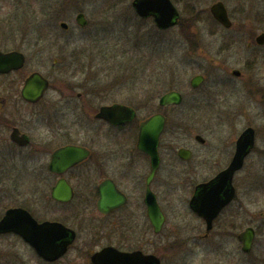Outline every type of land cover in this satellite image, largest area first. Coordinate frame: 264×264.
<instances>
[{"label": "rangeland", "instance_id": "374dc122", "mask_svg": "<svg viewBox=\"0 0 264 264\" xmlns=\"http://www.w3.org/2000/svg\"><path fill=\"white\" fill-rule=\"evenodd\" d=\"M132 1L0 0L5 2L0 30L6 33L0 42L27 55L23 72L15 77L40 70L54 80L55 89L70 82L102 91L108 102L132 105L138 121L160 109L162 94L180 90L183 103L163 108L172 135L164 155L174 179L184 170L185 181L180 189L178 181L173 183L167 192L175 206H169L164 241L157 238L155 246L169 250L167 264H264V45L256 42L264 31V0H222L231 28L211 16L210 7L219 0H173L180 20L167 30L138 16ZM80 11L88 18L83 27L76 22ZM50 43L58 45L41 47ZM234 69L246 77L233 75ZM197 73L206 80L193 88L190 81ZM248 126L255 129L256 142L235 175L237 197L210 237L194 239L205 225L188 206L191 186L228 165L238 136ZM196 134L206 139L204 144ZM181 146L195 152L184 167L177 156ZM1 181L2 190L20 189L18 178ZM250 225L257 234L246 253L236 233ZM27 264L37 263L30 259Z\"/></svg>", "mask_w": 264, "mask_h": 264}, {"label": "flooded vegetation", "instance_id": "af4514ba", "mask_svg": "<svg viewBox=\"0 0 264 264\" xmlns=\"http://www.w3.org/2000/svg\"><path fill=\"white\" fill-rule=\"evenodd\" d=\"M4 3L0 8H4ZM4 30H0V36L6 34ZM6 44L0 42V51L23 52ZM57 45L50 43L41 47L49 49ZM24 54L23 67L0 72V206H4L0 220L10 209L20 208L39 225L53 224L47 232L37 227L35 243L14 230L0 233V264H27L30 259L37 264H138L139 254L147 263L150 256L156 255L160 264H167L170 252L164 246H155V240L162 237L164 241L169 206H175L168 200L167 192L177 181L179 189L184 185L185 172L178 171L175 180L169 170L164 153L172 135L169 116L163 108L178 105L161 106L159 103V110L138 121L137 110L132 105L117 100L108 102L102 91L85 90L82 85L70 82L55 89L54 80L40 70L27 71L24 78H16L26 66L27 55ZM57 61L55 58L54 62ZM35 71L48 80V86L40 97L29 99L23 87ZM197 74L204 76L201 86L206 76ZM12 75L14 79L9 80ZM241 75L242 72L235 76L246 77ZM118 104L133 109L134 116L113 121L101 115L103 107ZM157 113L165 116L166 124L158 142L159 161L153 173V158L139 149L138 142L141 122ZM196 136L199 143H205ZM75 147L83 151L81 157L74 154ZM181 148L189 149L188 158L179 155ZM179 149L177 156L184 167L195 158V152L189 146ZM221 170L194 182L191 198L198 185L211 181ZM6 178L10 181L18 178L20 189L2 190L4 182L1 180ZM233 185L235 200L234 179ZM150 193L155 195L164 216L160 231L155 230L150 215ZM191 198L190 210L205 225V231L194 239L208 238L234 200L223 207L208 230L206 220L191 207ZM26 221L23 217L18 219L21 225ZM245 228L236 233L241 249L239 234ZM24 255L29 258L25 260Z\"/></svg>", "mask_w": 264, "mask_h": 264}, {"label": "water", "instance_id": "95a60500", "mask_svg": "<svg viewBox=\"0 0 264 264\" xmlns=\"http://www.w3.org/2000/svg\"><path fill=\"white\" fill-rule=\"evenodd\" d=\"M132 5L140 17H153L159 29L165 30L171 28L179 21L180 12L173 0H133ZM210 10L214 18L222 25L227 28L232 26L233 22L223 1L215 2ZM76 21L81 26H85L88 23V19L83 12L77 14ZM61 26L63 28L69 27L67 22H62ZM256 41L259 44H264V32L257 36ZM24 64L25 55L23 52L16 50L9 52L0 51V72L5 73L13 69H19L23 67ZM233 74L240 75L241 71L235 69ZM202 81H204V76L198 74L191 79V85L197 87ZM47 86L48 80L41 73L36 71L26 79L23 91L29 99H36L42 95ZM182 101L183 95L177 90L167 91L159 99L161 106H168L171 104L178 105L181 104ZM101 115L113 121H118L132 118L134 116V110L126 105L118 104L115 106L103 107ZM165 124V116L161 113H157L142 121L140 126L138 147L153 158V173H155L159 161L158 142ZM196 138L202 143L205 142V138L201 135H197ZM254 145L255 129L253 127H247L237 139L236 151L229 165L221 170L211 181L198 185L197 192L191 198V207L206 220L208 230L213 227V221L223 207L234 199L236 193L233 185L235 173L243 167L245 158L251 152ZM73 150L74 154H78L80 157L83 155L81 149L75 147ZM179 155L183 158H188L190 156V151L189 149L181 148L179 149ZM152 176L153 174L150 178H152ZM149 198L150 215L152 216L155 230L160 231L164 216L155 195L150 193ZM21 217L26 218L27 221L25 224L21 225L18 223V219ZM52 224L51 222H45L39 225L24 209L12 208L0 220V233L14 230L24 234L27 240L35 243V230L37 227L47 232L50 230ZM255 234V229L253 227H247L239 234V240L245 252H249L252 249ZM142 257L143 258H140L139 254L138 264L147 263L145 262L146 258H144V256ZM147 264H160V260L156 255L150 256V263L148 262Z\"/></svg>", "mask_w": 264, "mask_h": 264}, {"label": "trees", "instance_id": "16d2710c", "mask_svg": "<svg viewBox=\"0 0 264 264\" xmlns=\"http://www.w3.org/2000/svg\"><path fill=\"white\" fill-rule=\"evenodd\" d=\"M214 20V19H213ZM215 21V20H214ZM217 23V22H216Z\"/></svg>", "mask_w": 264, "mask_h": 264}]
</instances>
